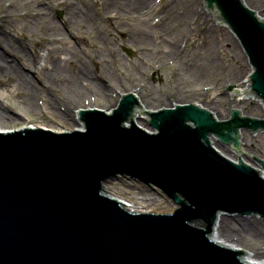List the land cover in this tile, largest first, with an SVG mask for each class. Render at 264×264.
Wrapping results in <instances>:
<instances>
[{
	"label": "water",
	"instance_id": "water-1",
	"mask_svg": "<svg viewBox=\"0 0 264 264\" xmlns=\"http://www.w3.org/2000/svg\"><path fill=\"white\" fill-rule=\"evenodd\" d=\"M205 1L212 8L204 0L197 5L215 21L217 7L240 40L254 67L250 90L264 103V24L241 0ZM236 44L238 54L244 52ZM250 71L242 73L236 94L245 95ZM134 105L128 96L111 115L90 110L81 118L73 109L72 119L85 132L28 122L0 132V264H242L239 250L215 243L210 233L219 214L264 218V180L246 164L220 156L209 136L240 153L238 129L264 131V121L234 113L219 124L189 105L150 113V119L148 110L164 107L137 110L157 131L148 134L123 125L132 123ZM258 160L252 157L264 171ZM119 176L165 193L177 206L168 211L174 213L126 210L103 196L102 184Z\"/></svg>",
	"mask_w": 264,
	"mask_h": 264
},
{
	"label": "rangeland",
	"instance_id": "rangeland-1",
	"mask_svg": "<svg viewBox=\"0 0 264 264\" xmlns=\"http://www.w3.org/2000/svg\"><path fill=\"white\" fill-rule=\"evenodd\" d=\"M130 1L0 0V108L14 116L0 128L10 131L28 122L31 128L76 129L73 109L106 112L119 95L131 93L138 101L132 119L149 132L152 127L143 123L137 110L177 103H196L218 120L227 107L264 118L259 101L238 99L228 91L242 87V73H248L249 64L243 63L244 52L238 54L234 34L207 16L197 0H147L143 7L130 6ZM245 1L264 17V0ZM55 30L59 32L53 34ZM40 36L48 39L43 40L46 44L38 45ZM5 66L14 67V77ZM154 69L161 73L152 80ZM15 78L19 83L13 85ZM29 86L36 109L27 110L17 97L29 92ZM13 100L19 108L9 106ZM258 132L239 130L240 153H232L214 137L213 146L232 161L237 157L257 167L252 157L264 159V131ZM106 187L156 212L167 213L173 205L161 191L133 181L117 180ZM221 218L228 230L224 237L235 238L240 250L264 249L262 216L220 214ZM256 221L258 229L249 235Z\"/></svg>",
	"mask_w": 264,
	"mask_h": 264
},
{
	"label": "bare ground",
	"instance_id": "bare-ground-1",
	"mask_svg": "<svg viewBox=\"0 0 264 264\" xmlns=\"http://www.w3.org/2000/svg\"><path fill=\"white\" fill-rule=\"evenodd\" d=\"M22 2V0H20ZM243 2H245L247 4V2L245 0H242ZM13 2V1H12ZM147 2V0H133V1H130V6H133V5H138V6H145V3ZM9 5V4H8ZM30 18V17H29ZM260 18L264 21V17H261ZM57 32L59 31H54L53 34H56ZM44 39H47L43 36H40V40L38 41L39 44L38 45H42V44H46V41H43ZM48 40V39H47ZM52 42V40H50ZM44 42V43H43ZM17 50V49H16ZM51 51H53L54 53H57V50L53 47L51 49ZM6 67V66H5ZM52 70V69H51ZM5 72H8L7 74H11L13 73L14 71V67L12 68L11 66H8L4 69ZM11 72V73H9ZM14 74V73H13ZM13 76V75H12ZM14 77V76H13ZM7 80L11 81V78H7ZM13 85H16V83L18 84L19 83V80L17 78H15L13 81H12ZM30 87V90L29 92L25 93L24 96H18L17 98L19 100H17V103L22 107V108H25V109H29L30 107L33 106V102H34V98H32V92H33V88L31 86ZM76 90L79 89V87H75ZM242 90V87L240 88H237L235 90V92L237 91H241ZM238 98H243L244 95H237ZM21 98V100H20ZM55 103V102H54ZM9 106L12 107V108H19L14 100L13 102H9ZM33 108V107H32ZM33 109H36V108H33ZM54 109V108H53ZM55 110V109H54ZM59 111H61L60 107H59ZM13 115H12V112H7V111H3L1 108H0V125L2 124H8V123H11L12 120H13ZM79 128L80 126L77 125ZM35 128H40V127H35ZM7 129H2L0 128V132H5ZM8 131V130H7ZM212 139L213 138H210V143L213 144L212 142ZM228 151V150H226ZM231 153V152H230ZM232 154V153H231ZM235 157V156H234ZM240 159V158H239ZM242 161V160H241ZM244 164H246L247 166H250L252 167L251 165H249L248 163L242 161ZM257 166V165H256ZM259 175L260 178H262L264 180V171L258 169L257 167H252ZM117 180H127V181H133L135 184L137 185H140L142 187H148L144 184H141L139 182H136L134 180H131L129 178H126V177H117L115 179H112V180H109L107 181L106 183H103L102 184V195L107 197L108 199H112V200H115L116 202H121L122 206L126 209V210H134V211H142V212H149V213H157V214H164V212H156V210L152 207V208H149L147 206H144L142 205L141 203L139 205H136L134 203H131L130 201L126 200V199H123V198H120L116 195H114L113 191H107L108 187H106L108 185V183H112V182H115ZM168 213V212H167ZM220 216V214H219ZM224 218H221L220 217H217L214 225H213V228L211 230V233H210V237L213 238V241L217 244H220L222 246H226V247H230V248H233V249H237L239 250L238 252L240 253L241 250L240 248H238V246H236L235 244V238H232V240H229L230 238H225L224 235L225 233L228 231L225 227H224ZM259 226V223L256 221L254 224H253V227L249 228L248 230L250 231L249 232V235H251L252 233H255L256 230L258 229L257 227ZM261 226V225H260ZM245 233V232H244ZM242 239V238H241ZM238 239H236L237 241ZM242 253V252H241ZM264 254V249L262 248H256L255 250L252 251V253H249V252H246V251H243V253L240 255L239 259H241V263L242 264H264V259L262 258Z\"/></svg>",
	"mask_w": 264,
	"mask_h": 264
}]
</instances>
